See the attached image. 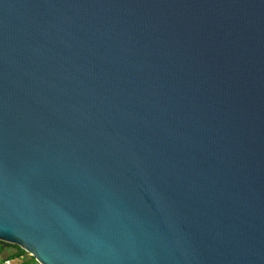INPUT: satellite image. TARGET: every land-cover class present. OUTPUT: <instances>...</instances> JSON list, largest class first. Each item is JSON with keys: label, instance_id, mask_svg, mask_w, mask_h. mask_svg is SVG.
Listing matches in <instances>:
<instances>
[{"label": "water", "instance_id": "water-1", "mask_svg": "<svg viewBox=\"0 0 264 264\" xmlns=\"http://www.w3.org/2000/svg\"><path fill=\"white\" fill-rule=\"evenodd\" d=\"M0 242L264 264V0H0Z\"/></svg>", "mask_w": 264, "mask_h": 264}, {"label": "rangeland", "instance_id": "rangeland-1", "mask_svg": "<svg viewBox=\"0 0 264 264\" xmlns=\"http://www.w3.org/2000/svg\"><path fill=\"white\" fill-rule=\"evenodd\" d=\"M4 250L8 251V254L11 258H13L15 261H14V264L15 262L16 263H22V264H27L25 262V260H29L30 262L33 261V257L29 256L28 253H23L20 257H17L15 256L16 252H17V249L13 246H9V247H6ZM2 261H4V255L1 254L0 252V264L2 263Z\"/></svg>", "mask_w": 264, "mask_h": 264}, {"label": "built area", "instance_id": "built-area-1", "mask_svg": "<svg viewBox=\"0 0 264 264\" xmlns=\"http://www.w3.org/2000/svg\"><path fill=\"white\" fill-rule=\"evenodd\" d=\"M29 256H31L30 254H29ZM32 257V256H31ZM21 258H22V256H21ZM25 262L27 263V264H40L36 259H34L33 258V261H27V260H25ZM1 264H14V260H13V258H11L9 255L8 256H6V257H4V261H2V263ZM18 264H22V263H18Z\"/></svg>", "mask_w": 264, "mask_h": 264}, {"label": "trees", "instance_id": "trees-1", "mask_svg": "<svg viewBox=\"0 0 264 264\" xmlns=\"http://www.w3.org/2000/svg\"><path fill=\"white\" fill-rule=\"evenodd\" d=\"M9 246H13L17 249V252L15 254V256L17 257H20L23 253H25V251L21 249L20 247L12 245V244L4 243V242H0V252H2L6 247H9Z\"/></svg>", "mask_w": 264, "mask_h": 264}, {"label": "crops", "instance_id": "crops-1", "mask_svg": "<svg viewBox=\"0 0 264 264\" xmlns=\"http://www.w3.org/2000/svg\"><path fill=\"white\" fill-rule=\"evenodd\" d=\"M1 254L4 255V257H6V256H8V255H7V254H8V251L3 250V251L1 252ZM13 260H14V259H13ZM14 261H15V260H14ZM15 264H18V263L15 262Z\"/></svg>", "mask_w": 264, "mask_h": 264}]
</instances>
